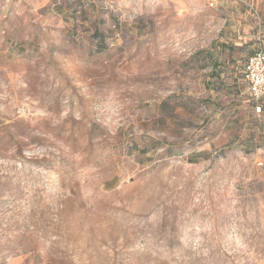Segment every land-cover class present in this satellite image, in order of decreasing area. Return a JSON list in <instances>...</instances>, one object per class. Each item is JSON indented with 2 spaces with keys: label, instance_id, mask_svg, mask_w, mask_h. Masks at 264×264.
Listing matches in <instances>:
<instances>
[{
  "label": "rangeland",
  "instance_id": "1",
  "mask_svg": "<svg viewBox=\"0 0 264 264\" xmlns=\"http://www.w3.org/2000/svg\"><path fill=\"white\" fill-rule=\"evenodd\" d=\"M259 47L264 0H0V264H264Z\"/></svg>",
  "mask_w": 264,
  "mask_h": 264
},
{
  "label": "built area",
  "instance_id": "2",
  "mask_svg": "<svg viewBox=\"0 0 264 264\" xmlns=\"http://www.w3.org/2000/svg\"><path fill=\"white\" fill-rule=\"evenodd\" d=\"M243 80L247 92L257 110L264 99V49L259 47L250 55L244 65Z\"/></svg>",
  "mask_w": 264,
  "mask_h": 264
},
{
  "label": "trees",
  "instance_id": "3",
  "mask_svg": "<svg viewBox=\"0 0 264 264\" xmlns=\"http://www.w3.org/2000/svg\"><path fill=\"white\" fill-rule=\"evenodd\" d=\"M96 34H98V32H96ZM258 48H256L255 50H257ZM98 50H103L102 48H100V49H98ZM255 50H254V52H255ZM253 52V53H254ZM252 53V54H253ZM244 67V66H243ZM244 69V68H243ZM242 78H243V70H242ZM249 95V94H248ZM250 97V96H249ZM251 99V98H250ZM252 101V100H251ZM253 103V102H252ZM254 104V103H253ZM263 105H264V99L260 102V109L263 107Z\"/></svg>",
  "mask_w": 264,
  "mask_h": 264
}]
</instances>
